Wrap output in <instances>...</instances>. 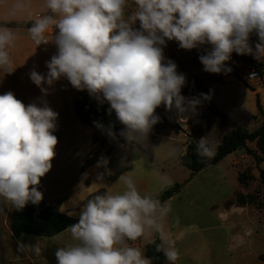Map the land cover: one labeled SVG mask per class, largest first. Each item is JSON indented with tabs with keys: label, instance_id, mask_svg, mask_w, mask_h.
I'll return each mask as SVG.
<instances>
[{
	"label": "clouds",
	"instance_id": "9594fccd",
	"mask_svg": "<svg viewBox=\"0 0 264 264\" xmlns=\"http://www.w3.org/2000/svg\"><path fill=\"white\" fill-rule=\"evenodd\" d=\"M134 11L126 18L128 0H44L46 13L35 18L28 29L38 46L48 43L46 34L58 29L52 41L58 48L46 63L47 75L35 70L30 79L42 92L61 77L77 90L110 104L125 126L120 135L129 143L145 144L162 104L183 114L195 112L199 98L186 100L181 95L185 76L177 65L164 56L166 41H177L185 50L210 44L211 50L199 56L209 73H229L233 52L252 53L250 34L260 43L255 53H264V0H133ZM27 0H15L11 14L25 12ZM139 21V29L133 25ZM17 35L0 26V68L11 73L10 50ZM210 99L208 94H201ZM102 97V99H101ZM58 113L47 104L25 105L11 91L0 95V197L17 209L29 202L38 204L43 193L40 180L52 168L58 138ZM183 119V117H182ZM98 127H103L97 124ZM108 135L115 139L109 129ZM196 152L211 159L214 142L198 140ZM175 147L170 156H177ZM125 185L122 193H105L89 199L77 223L70 225L74 243L59 246L57 264H152L139 248L130 245L141 237L158 234L156 251L170 264L179 259L178 250L166 241L164 220L171 206L151 195H142L130 175L119 178ZM153 243L155 241L153 240ZM29 249L37 255V245L21 243L19 250Z\"/></svg>",
	"mask_w": 264,
	"mask_h": 264
},
{
	"label": "rangeland",
	"instance_id": "374dc122",
	"mask_svg": "<svg viewBox=\"0 0 264 264\" xmlns=\"http://www.w3.org/2000/svg\"><path fill=\"white\" fill-rule=\"evenodd\" d=\"M33 1L34 6L29 8V12L35 14L46 10L44 0ZM134 9L133 0H128L126 18ZM133 27L139 29V21ZM254 37H257L255 32L250 34L249 39ZM258 43L260 40L256 43L249 40L252 53L241 55L233 52L230 60L225 62L226 67H230L232 71L217 74L206 72L199 60L200 55L211 50L210 44L185 50L179 47L177 41H166L165 55L175 62L178 74L185 76L186 82L181 89V95L186 100L199 98L200 104L195 112L189 110L183 114L175 107L169 111L162 104L155 112L160 121L153 126L146 143H128V159L111 160L102 168L103 171L116 175L130 163L136 168L137 177L141 179V169L158 167L164 173L163 177H160V171L157 174H148L145 178L150 183V188L147 193L140 192L154 198L175 184L181 185L179 192L167 201L171 211L165 218L164 225L184 233L181 246L187 247L189 255L201 264H264L259 259L264 254V195L258 172L259 169H264V163L257 164L247 150H242L233 165L230 166L229 161L224 160L191 177L190 171L179 162V156L186 152L191 139L198 141L206 137L214 142L215 151L220 138L232 130L230 121L213 107L212 92L229 75L251 85V81L247 80L250 66L258 61L264 62L263 53H255ZM70 85L65 77L60 78L59 86L65 91L70 88L73 97L76 91ZM226 87L236 97H244V89L239 85L227 84ZM201 94H208L210 99H204ZM252 123L249 119L242 121L249 131L256 129ZM107 135L108 130L100 128L96 138L102 140ZM173 147L179 150L177 156L169 155ZM247 148L254 150L255 143H248ZM102 154L103 152L97 154L96 159ZM240 174H244V185L238 181ZM239 194H253L256 200L255 203L247 205L244 212H233V206L229 207L227 203L234 202ZM15 210L17 209L11 203L0 202V218ZM224 215L231 217L223 221ZM246 229H252V236L245 235Z\"/></svg>",
	"mask_w": 264,
	"mask_h": 264
},
{
	"label": "crops",
	"instance_id": "0c3cea01",
	"mask_svg": "<svg viewBox=\"0 0 264 264\" xmlns=\"http://www.w3.org/2000/svg\"><path fill=\"white\" fill-rule=\"evenodd\" d=\"M30 7L34 6V1L27 0ZM15 0H0V26L3 23H28L34 22L36 15L46 13H31L29 8L19 14H11L12 5ZM13 29L17 35L15 45L10 50L12 59V68L14 71L8 73V69L0 68V95L6 92H13L17 99L21 100L25 105L35 103L37 106L47 104L53 111L58 113L56 120V130L53 134L58 138L56 145V155L52 160L51 170L41 178L38 189L43 193V201L46 204L59 202L60 212L72 218L79 220V215L83 209L82 203L90 195L99 189H104L105 193H122L125 185L119 180L122 174L130 175L134 180L137 189L141 192H148L150 183L146 181L145 176L148 174H157L160 171V177H163L158 167L152 169L144 168L140 170V174L144 176L137 177L136 168L132 167L131 171L124 172L115 180L110 179V171H103L102 168L111 160H117L130 153L127 151V144L118 143L111 154L100 163L88 167L84 172L81 168L87 157L86 154L92 149L93 139L99 129H95L84 124L79 120L74 112V94L70 88L63 90L59 84L60 79L55 81L51 86L43 84L42 87L47 89L46 92L41 91L30 79V72L37 71L42 75H47L49 71L46 63L50 61L51 55L43 54L31 42L30 34L27 26H3ZM256 34V33H255ZM255 43L259 40L258 36L249 39ZM264 56V53L262 54ZM227 84L239 85L244 89V97L239 98L226 87ZM254 91L247 89V86L240 82L235 76L229 75L223 83L217 85L212 92V104L217 113L231 120L233 123L241 125L244 120L253 121L256 129L263 122V117L258 114L256 96L259 97L260 105L264 114V83L259 84L251 82ZM254 129V131L256 130ZM240 156V151L235 152L224 160H228L230 166L233 165L235 159ZM223 160V161H224ZM221 161V162H223ZM220 162V163H221ZM138 178V179H137ZM5 201L0 197V202ZM9 203V202H7ZM247 206V205H246ZM245 207L233 206L232 211L236 210L244 212ZM231 216L224 215L223 221ZM253 217V216H252ZM9 214L0 218V264H57L55 252L59 246L74 243L69 231H64L55 237L42 238L29 235H21L15 237L9 225ZM166 233V241L164 247L171 242L179 252V259L175 264H201L196 258L189 255V249L182 247L184 233L179 229H172L164 225ZM246 236H252V229H246ZM159 236V235H158ZM152 237H141L136 241H130V245L137 247L145 255L146 246L154 240ZM37 245L40 253L25 249L19 250V245ZM166 264H170L169 261Z\"/></svg>",
	"mask_w": 264,
	"mask_h": 264
},
{
	"label": "trees",
	"instance_id": "16d2710c",
	"mask_svg": "<svg viewBox=\"0 0 264 264\" xmlns=\"http://www.w3.org/2000/svg\"><path fill=\"white\" fill-rule=\"evenodd\" d=\"M33 22L28 23H3V26H27L31 27ZM257 63L260 68L264 70V62L258 61ZM237 78V77H236ZM240 82L247 86V89L254 91L253 87L247 82L237 78ZM256 104L258 109V114L263 117V110L260 105L259 97L256 96ZM74 112L84 124L93 127L95 129H100L97 124L102 125L109 131L111 129L116 135L115 139L107 135L102 140L93 139V146L89 154L84 161L81 171H85L88 167L97 164L103 159L107 158L109 154L115 149L118 143L128 144L120 133L125 130L123 124L119 122L114 111L109 115V106H99L93 99L80 92L74 93ZM232 125V130L223 135L218 145L216 146L214 156L209 159L201 157L196 152V147L198 141L191 139L187 145L186 152L179 156L180 164L190 171L191 177H194L197 173L202 170L219 164L229 155L247 150L250 156L258 163H264V120L260 124L259 128L255 131H249L245 127L233 123L229 120ZM248 143H255L256 148L254 150H249ZM103 152L102 156L96 159L97 154ZM122 158H127L126 156ZM128 159V158H127ZM132 170V165L129 163L121 172L116 175H110L111 180H115L119 175L124 172ZM259 179L262 186V194L264 195V169H259ZM238 181L240 184L244 185V174L238 176ZM182 188L181 185L175 184L164 190L157 198L162 202H167L173 196H175L179 190ZM40 191V189H38ZM105 194L104 189H99L94 194L90 195L82 203V206L87 203L89 199L94 198L96 195ZM255 196L253 194L242 195L239 194L236 200L227 203V206L245 207L246 205L255 203ZM9 225L11 231L15 237L21 235H29L34 237L42 238H52L58 234L67 230V228L78 222V219L72 218L66 214L60 212L59 203H53L51 205L46 204L41 200L38 204H32L29 202L23 209L15 210L9 214ZM155 243L150 242L146 246L145 256L151 259L152 264H166L167 260L162 252L156 251V245L161 243L158 234H155ZM261 262H264V254L259 256Z\"/></svg>",
	"mask_w": 264,
	"mask_h": 264
},
{
	"label": "built area",
	"instance_id": "2783aa9c",
	"mask_svg": "<svg viewBox=\"0 0 264 264\" xmlns=\"http://www.w3.org/2000/svg\"><path fill=\"white\" fill-rule=\"evenodd\" d=\"M39 15H42V14H38L36 16H39ZM57 33H58V29H54V32H52L50 30L49 33L46 34V37H47V39H49V42L46 44L42 43L38 46L35 44V42L31 38L30 39H31L32 44L40 52H42L43 54H48V55L53 56V55L57 54L58 48H57L56 44L54 43V41H52L51 39H52L53 35H55ZM163 51H164V47H163ZM164 56L166 58L165 62H167V60H171L168 56L165 55V53H164ZM65 79L67 80V78H65ZM247 80H249L251 82L259 83L260 85L263 84L264 83V70L262 68H260V66L257 63H254L252 66H250L249 71L247 72ZM70 86H72V85H70ZM74 89L76 92H80V93H83L85 95H88V97L93 99L99 106L103 107V106H109L110 105L106 100L101 102V100H98L96 97L90 95L89 92L87 91V89H85L83 91L77 90L76 88H74ZM101 99H102V97H101Z\"/></svg>",
	"mask_w": 264,
	"mask_h": 264
}]
</instances>
